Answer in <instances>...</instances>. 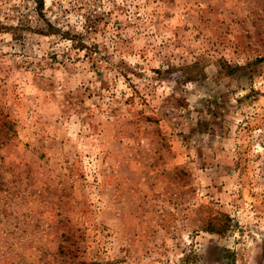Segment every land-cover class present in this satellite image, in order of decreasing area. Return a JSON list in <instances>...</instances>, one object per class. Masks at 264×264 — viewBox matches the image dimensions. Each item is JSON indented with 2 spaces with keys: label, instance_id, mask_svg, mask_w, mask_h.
I'll return each instance as SVG.
<instances>
[{
  "label": "rangeland",
  "instance_id": "obj_1",
  "mask_svg": "<svg viewBox=\"0 0 264 264\" xmlns=\"http://www.w3.org/2000/svg\"><path fill=\"white\" fill-rule=\"evenodd\" d=\"M0 264H264V0H0Z\"/></svg>",
  "mask_w": 264,
  "mask_h": 264
},
{
  "label": "trees",
  "instance_id": "obj_2",
  "mask_svg": "<svg viewBox=\"0 0 264 264\" xmlns=\"http://www.w3.org/2000/svg\"><path fill=\"white\" fill-rule=\"evenodd\" d=\"M42 5H43V4H40V10H41V8H42Z\"/></svg>",
  "mask_w": 264,
  "mask_h": 264
}]
</instances>
